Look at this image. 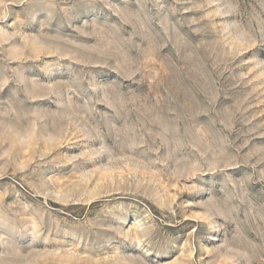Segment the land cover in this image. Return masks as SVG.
I'll list each match as a JSON object with an SVG mask.
<instances>
[{
    "label": "rangeland",
    "instance_id": "1",
    "mask_svg": "<svg viewBox=\"0 0 264 264\" xmlns=\"http://www.w3.org/2000/svg\"><path fill=\"white\" fill-rule=\"evenodd\" d=\"M0 264H264V0H0Z\"/></svg>",
    "mask_w": 264,
    "mask_h": 264
}]
</instances>
